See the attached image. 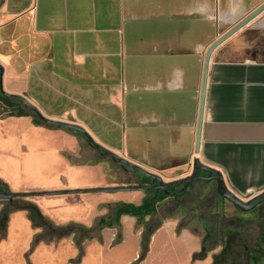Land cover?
Returning <instances> with one entry per match:
<instances>
[{"label":"crops","instance_id":"1","mask_svg":"<svg viewBox=\"0 0 264 264\" xmlns=\"http://www.w3.org/2000/svg\"><path fill=\"white\" fill-rule=\"evenodd\" d=\"M263 2L0 0L2 82L6 92L23 96L32 77L37 88L67 94L77 104L82 99L78 93L88 90L92 107L122 108L123 113L127 103L135 106L159 101V117L155 119V114L151 117L159 121V169L150 168L152 172L165 182L176 180L191 173L192 160L197 157L218 169L226 186L247 200L264 190V56L261 52L243 51L242 57L233 59L229 53L213 51L198 153L194 152V141L204 54L217 38V26L220 20L244 17ZM212 21L216 27L214 36L206 31V25ZM250 22L264 30V11ZM139 92L145 95H138ZM27 101L30 104L33 100ZM41 114L84 124L73 115L63 118L65 113ZM21 120L29 132L55 138L54 151L66 149L74 136L80 134L68 129L33 126L24 116L9 121ZM85 130L94 141L98 139L91 130ZM0 144L9 147L5 137L0 138ZM51 149L44 150L43 158ZM111 150L119 155L118 150ZM8 157L11 156H3L2 160L8 161ZM128 160L137 162L132 157ZM69 166L76 168L65 167L71 174L87 167ZM81 183L73 187H103L93 181ZM14 213L7 219L5 230L10 228ZM263 215L262 212L260 216ZM24 218L31 233L36 227L32 226L27 212ZM200 218L196 215V222L185 224L181 223V217L170 214L161 221L160 229L175 230L179 226L186 235L184 239L189 243L186 264H211L218 252L213 248L203 254L204 259L199 256L206 228ZM263 219L257 225L264 229ZM42 230L33 233L28 254L41 242L48 243L40 241L32 246ZM44 244L39 253L47 250ZM257 264H264V259Z\"/></svg>","mask_w":264,"mask_h":264},{"label":"rangeland","instance_id":"2","mask_svg":"<svg viewBox=\"0 0 264 264\" xmlns=\"http://www.w3.org/2000/svg\"><path fill=\"white\" fill-rule=\"evenodd\" d=\"M242 18L227 22L220 20L217 26V37ZM208 30L212 36L215 35L214 21L206 25V31ZM243 51H249L251 54L261 52L264 56V30L260 29L257 23L249 22L215 50L216 53H229L230 58L233 59L242 57ZM29 82L30 86L28 89L26 87L22 94L27 100H33V104H30L37 111L53 116H61L65 113L63 118L73 115L76 120L84 123L81 124L84 129L91 130L97 136L98 139L95 141L103 147L118 150L119 156L126 160L129 157L134 158L137 165L149 172H152L150 168L159 169V121L151 119L153 114L155 119L159 117V101L149 104L141 102L140 105L135 106L127 103L123 113L122 108L92 107L88 102L90 100L88 96L91 95L88 90L82 89V93H78L83 100L80 99L81 102L77 104L68 99L67 94L56 93L46 87L37 88L32 77ZM2 87L7 95L17 94L6 92V85L3 82ZM83 95L87 96L83 97ZM138 95L143 96L145 93L139 92ZM25 109L30 115L24 117L30 124L37 126L33 123L37 118L35 113L28 108ZM13 111L15 110L0 103V138L5 137L9 146L0 144V181L7 185V192L94 188L84 187V185L74 188L73 185L78 184L79 181L98 182L103 187L142 186L148 183L138 174L130 173L127 176L120 174L117 170L115 176H111L106 156L95 164L89 160L85 164L75 165L88 167L83 168L80 173L67 172L65 167L71 169L69 165H73L72 161L81 159L82 148L87 147V141L82 137L79 139L74 136V140L66 148L68 151H73L72 153L66 149L54 151L52 147L55 145V138L29 132L22 120L10 122L9 120L15 116L7 114ZM136 111L139 114H134ZM51 119L55 120L52 117ZM12 127L14 130L11 129ZM37 127L58 129L55 126L54 128ZM47 149L51 150L48 154L46 153L48 156L43 158L44 150ZM8 155L11 156L8 157V161L2 160L3 156ZM89 169H92V172ZM148 195H150L149 191L138 189L114 193L33 196L26 198L27 200L16 197L13 202L15 204L27 201L34 203L56 226L75 224L91 227L97 218L109 213L110 207L121 202L139 205ZM5 207H7V199H0V212ZM155 207L156 213L145 216L140 223L132 216L122 215L119 227L104 228L101 231L93 230L88 234L73 232L50 243L41 242L30 254L28 249L33 233L41 231L42 228L33 229L29 233V227L24 218L27 211H10L8 218L15 212L10 228L4 229V232L0 230V264H75L74 261L78 255V249L74 245L76 239L80 240L82 250L78 264H186L185 262L189 261L186 250L189 243L184 239L185 234L180 232V227H176L175 230H168L167 227L160 229L161 221L170 214L178 215L181 217V223L185 224L196 222V215H199L212 235L207 239V244L216 246L213 249L218 251L216 255L229 246L232 233H235L234 238L238 243H243L245 248L254 250L259 247L264 250V238H260L264 234V229L257 225L260 218H264V215L260 216L262 212L264 214V205L258 206L253 212L242 213L227 200L218 197L213 181H194L182 196L166 198L157 202ZM260 224L263 226L262 223ZM2 238L5 240L2 241ZM143 239H146L145 246L141 244ZM42 244L47 246L45 248L47 250L39 253ZM202 250L201 248L198 253L201 258L203 254L208 253Z\"/></svg>","mask_w":264,"mask_h":264},{"label":"trees","instance_id":"3","mask_svg":"<svg viewBox=\"0 0 264 264\" xmlns=\"http://www.w3.org/2000/svg\"><path fill=\"white\" fill-rule=\"evenodd\" d=\"M0 103L4 104L7 108H10L11 110H15L13 112H9V114H7L8 116H15V117L29 116L30 114L26 111L25 108L32 110L30 106L21 104L18 100L14 99L13 97L9 95L4 94L2 91H0ZM33 123L37 126H44L46 128H54V126L42 122L38 117L36 118L35 121H33ZM76 136L79 139L82 137L84 140H86L80 134L79 135L77 134ZM87 144L90 145L88 142ZM88 145L87 147L85 146L82 148L83 153L81 154V159H79L78 161H72L73 165H82V164H85L89 160H91L89 162H91L92 164H95L98 161L105 158L104 154L94 149L91 145L90 146ZM106 158L108 159V162H109L108 170L111 176H115L116 170L117 172H120V174H125L127 176L130 173H132L133 175H137L132 170H130L127 166L121 163H118L116 161H113L107 156ZM142 178H144L147 181H150V179H148L147 177L143 176ZM191 184L189 185V187L191 186ZM189 187L182 192H177L172 195H165L162 191L156 192L155 195L154 193H150V195L145 197L139 205H134L132 203H127V202H121L117 205H114L113 207H110L109 213L106 216H101L97 218L91 227H84V226L75 225V224L56 226L54 225V223H52L42 214L40 209L34 203L27 201L26 203L23 202L21 204L20 203L15 204L13 202V199L11 201L7 200V207H5L0 212V230L4 232L6 222L8 219V215L10 211H14V210H26L29 215V220L32 226L36 228H43V231L37 234L36 237L33 239L32 246L40 241L51 242L53 240L61 239L73 232L80 233V234H84V233L88 234V232H91L93 230L101 231L104 228H111L115 226L119 227L120 226L119 220L122 215L132 216L136 219L137 222L140 223V221L143 220L145 216L153 215L156 213L155 205L157 202H161L164 199L169 198V197L178 198L182 196L189 189ZM179 188H180V185H173L169 187L168 190L170 189V190L177 191ZM7 189H8L7 185L4 182L0 181V191L7 192ZM21 198L27 200L26 198H29V197H21ZM260 205H264V202L257 205L249 212L255 211V209ZM249 212H245V213H249ZM155 227H157V225ZM205 231H206V234L202 239L201 248L203 249L202 251L207 252L216 246H209L207 244V239L211 238L212 235L210 234V231L207 228H205ZM234 235L235 233H232V239L230 240L228 247L220 251L219 254L213 255V260L211 264H249V262H251V264H257L260 260L264 259L263 248L261 249L258 247L254 250L251 248H245L246 246H244L243 243L240 244L238 243V241H236L237 239L234 238ZM260 238H264V234L261 235ZM141 244L145 246L146 239H143ZM74 245L78 249V255L74 263L78 264L80 257L82 255V250L80 247V240L79 239L74 240Z\"/></svg>","mask_w":264,"mask_h":264},{"label":"water","instance_id":"4","mask_svg":"<svg viewBox=\"0 0 264 264\" xmlns=\"http://www.w3.org/2000/svg\"><path fill=\"white\" fill-rule=\"evenodd\" d=\"M264 11V2L261 3L256 9L245 15L240 21L234 24L231 28H229L225 33L217 37L206 49L203 59V67H202V77H201V85H200V94H199V105H198V113H197V122H196V134H195V141H194V152L198 153L199 151V144H200V135H201V123H202V116H203V107H204V100H205V90H206V82H207V75H208V67L210 63V56L213 51L226 39H228L231 35L237 32L239 29L247 25L250 21H252L256 16H258L261 12ZM2 73L3 69L0 66V91L2 90ZM4 93V92H3ZM5 94V93H4ZM7 95V94H6ZM14 99L18 100L21 104L30 106L35 115L44 123L55 126L58 129H68L70 131H75L80 133L86 141L97 151L101 152L105 156L109 157L113 161L121 163L128 168H130L134 173L147 177L150 179L154 184L149 186H116V187H94L89 189H76V190H63V191H32V192H19V193H12V192H3L0 191V199H7L11 201L16 197H33V196H44V195H56V194H79V193H114L117 191H129V190H138V189H151V190H160L165 195H172L177 192H182L186 190L191 183L194 181H214L215 182V190L219 197L224 200H227L231 203L236 209L240 210L241 212H249L257 205L264 202V190L257 193L256 195L250 197L247 200L241 199L235 193H233L225 184L224 178L222 173L211 166H208L202 163L197 157H194L191 163V173L185 177L172 180V181H163L162 178L149 172L148 170L142 168L141 166L132 163L123 157L115 154L111 150L103 147L96 141H94L91 136L86 132V130L75 123L71 122H64L59 120H52L50 118L44 117L35 107L30 105L28 101L21 95L13 94L9 95ZM198 171H203L205 174H199ZM173 185H180V188L177 191H169L168 188Z\"/></svg>","mask_w":264,"mask_h":264},{"label":"flooded vegetation","instance_id":"5","mask_svg":"<svg viewBox=\"0 0 264 264\" xmlns=\"http://www.w3.org/2000/svg\"><path fill=\"white\" fill-rule=\"evenodd\" d=\"M198 173H199V174H205L203 171H198ZM152 184H154V182H152V181L150 180V181H148V183H146V184H144V185H145V186H149V185H152ZM143 190H145V191H149L150 193H154V195L156 194V192L160 191V190L155 191V190H151V189H148V188L143 189ZM169 190H170V189H169ZM170 191H174V190H170Z\"/></svg>","mask_w":264,"mask_h":264}]
</instances>
